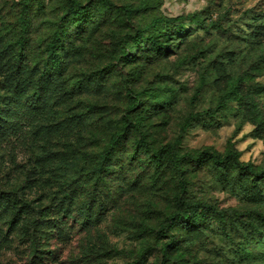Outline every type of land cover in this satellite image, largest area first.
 <instances>
[{
  "label": "rangeland",
  "instance_id": "374dc122",
  "mask_svg": "<svg viewBox=\"0 0 264 264\" xmlns=\"http://www.w3.org/2000/svg\"><path fill=\"white\" fill-rule=\"evenodd\" d=\"M22 1L0 0V264H162L159 230L182 178L190 201L224 217L174 227L164 264H264V0H79L90 9L80 23L67 0H31L21 19ZM176 16L167 51L132 42ZM61 21L58 70L46 47ZM236 86L245 104L227 94ZM130 90L146 106L170 100L132 112L143 133L131 126L103 171ZM140 137L179 155L235 150L257 173L203 155L180 175Z\"/></svg>",
  "mask_w": 264,
  "mask_h": 264
},
{
  "label": "trees",
  "instance_id": "16d2710c",
  "mask_svg": "<svg viewBox=\"0 0 264 264\" xmlns=\"http://www.w3.org/2000/svg\"><path fill=\"white\" fill-rule=\"evenodd\" d=\"M30 1L31 0L22 1V13L20 17L21 19L24 18V14L28 10V4ZM102 1H104L105 7L110 6L111 4L110 0ZM67 3L68 10L66 15H71L76 23H80L83 19V15L87 14L90 10L87 4H84L79 0H67ZM123 8L124 13L130 15L131 9L127 6ZM181 19V16H176L172 18L164 17L156 19L155 22H151L149 25H147L146 28L138 29L137 31H135V33L131 36L132 42L134 43V45H140L143 41L148 42L150 47L156 51L160 52L162 49H165L167 51V49H169V45L166 44V40L164 38L170 35V30L172 31V29H170L171 23H174L172 25L173 29H183V24H176V22L180 21ZM164 22L166 23L165 25H163ZM66 34L67 30L65 24L63 23V21H61L57 29L54 31L53 36L46 47V52L48 59L50 60V64L53 66V68H56L58 70H61L60 47L63 43V36H65ZM130 52L131 51H128L126 49L124 53L125 59L128 61L132 60L133 58L137 59L140 56L139 49H137L136 52H133L132 55ZM258 86L259 90L264 92V84H259ZM227 94H229L230 97L240 99L242 104H245L244 99L246 98V96L245 94L240 92L238 86L234 87L232 90H229ZM130 96L133 101L124 112L123 130L121 127V129L114 132L111 135L109 143L104 147L103 151L101 152L100 169L103 171L108 169L107 163L113 155L114 150L115 154H118L117 151L119 152L122 149V147H119L121 145L123 136L124 134H126L127 130L131 126L139 133H143V117L135 115L134 113L132 114V112L139 108L142 109L141 112L142 114H144L149 111L156 110L159 104L164 105L167 101L170 100V97L160 98L157 100V104H153L150 107L145 105V102L141 99V95L139 93L130 90ZM152 96H154V93H152ZM208 112L210 114H213L215 110L210 109ZM138 142L142 147L152 151L153 155L159 161V163H161L165 157L168 158L169 161L174 164V167L180 175L184 173V170L181 168L184 162L201 161L203 155H207L209 158L219 163H225L226 161L233 160L241 169L250 170L253 173H257L256 169L252 165H243L239 161L238 153L235 150H230L224 156H221L217 152L210 151L209 149L203 150L202 152L197 154L184 152L183 154L179 155L175 151V148H173V146H171L170 144L154 148L143 137H140ZM186 192L187 182L185 179L182 178L180 181V193L177 197L178 210L175 211L172 215L165 218L159 230L161 235H164L169 238L168 241L164 243L162 248V264H164L166 261L169 246L175 242V234L172 233V229L174 227L178 226L181 223H187L190 227L202 226L203 224H206L209 221V218L212 214H215L220 218L224 217V210L218 209L217 205L208 203L206 201H190L186 196ZM43 216V211L39 212V214L37 215V221L41 220ZM260 225L264 228V218L260 219Z\"/></svg>",
  "mask_w": 264,
  "mask_h": 264
}]
</instances>
